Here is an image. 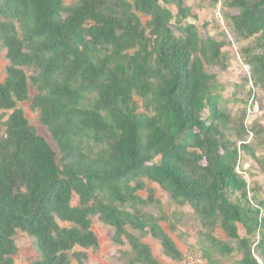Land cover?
Listing matches in <instances>:
<instances>
[{"label":"trees","instance_id":"obj_1","mask_svg":"<svg viewBox=\"0 0 264 264\" xmlns=\"http://www.w3.org/2000/svg\"><path fill=\"white\" fill-rule=\"evenodd\" d=\"M186 2L0 0L8 61L0 84L8 117L0 137V264H16L19 231L34 239L32 264H87L86 251L100 246L95 218L113 229L115 244L128 241V264H162L146 237L181 264L184 253L161 226L167 216L144 210L160 204L155 189L139 195L145 180L198 216L197 253L207 264L235 253L238 264H264V198L236 172L241 152L263 171L264 159L238 147L247 140L244 114L230 133L223 87L207 69L227 68L224 42L209 34L210 24L200 29ZM204 2L216 11L221 3L241 38L257 37L243 54L264 89V0ZM26 102L56 150L31 125ZM251 129L264 146V126Z\"/></svg>","mask_w":264,"mask_h":264},{"label":"rangeland","instance_id":"obj_2","mask_svg":"<svg viewBox=\"0 0 264 264\" xmlns=\"http://www.w3.org/2000/svg\"><path fill=\"white\" fill-rule=\"evenodd\" d=\"M131 1V0H130ZM205 0H187L186 5L191 6L194 12L198 14L199 20L196 22L201 29L202 24L208 23L211 26L208 28L209 34L214 36L220 42H224L223 55L224 64H227L226 69L221 67H211L207 68L208 72L211 74H216L218 83L223 87L221 93L222 102L221 108L227 115L231 117L230 128L231 134H235L238 127L241 126L240 118L244 114V123L247 125L253 133L251 127L256 124L264 126V89L255 84L252 78V72L247 60H245L243 50L247 47L254 46L257 37L253 39H243L229 27L226 18L223 15V10H220L222 19L216 14V9L208 6ZM67 5L72 3V0H65ZM235 11H232V14ZM225 19V21H224ZM145 20V19H144ZM187 22H192L189 19ZM179 34L178 31H176ZM203 32V31H201ZM8 66V61L6 59V53L0 48V84L4 82L6 78V68ZM35 95V90L31 89L32 98ZM254 96V98H252ZM253 101V105L259 108L258 113H254L253 119L248 121V113L250 107V100ZM22 108L25 110L26 116L29 119L31 125H33L40 136L44 137L56 150V146L52 141L51 135L46 127H44L39 121V114L31 109V103L26 102L22 104ZM208 114L204 115L206 119ZM7 113L0 110V137L4 134L5 126L4 123L7 121ZM252 121V124L250 123ZM254 121V122H253ZM246 127V128H247ZM254 135V140L248 146L257 155L258 158L264 159V146L258 144L257 139ZM249 134L247 133L246 139L248 140ZM236 140L235 136L232 138ZM245 139V140H246ZM261 141V138L259 139ZM239 140L237 141L239 147ZM240 158L242 163L247 168L250 174L251 185L260 188L257 191L258 199L264 198V171L255 162V160L249 156L245 155L244 152L240 153ZM147 184V190L142 191L139 195L142 198H146L148 189H155L156 197L160 200V204L152 205L144 208L145 211L153 213L155 215L164 214L167 216V220L161 223L162 228L168 235L175 241L180 250L183 251L184 255L189 251H195L201 253V238L199 232L201 233V226L198 216L194 213L191 207L180 206L175 203L169 194L157 187L152 182L145 180ZM253 203L254 193H252ZM78 199L75 198L73 205H77ZM62 226H67V224H62ZM134 234L140 236L138 231H133L129 229ZM93 231L98 236L100 246L96 250L86 251L88 255L87 264H128L131 247L128 241L125 240L124 245L115 244L113 237L114 231L112 228L105 226L103 223L99 222L96 218L93 220ZM222 232H216V235L223 237ZM16 243L19 247V253L16 257V264H32L37 258L38 254L34 246V239L30 238L25 233L19 231L16 236ZM203 239V240H202ZM223 239V238H222ZM259 240V236L256 238ZM142 241L150 245L153 255L164 264H180L178 261H173L172 259H167L164 256L163 250L160 243L151 238H142ZM242 256L235 253L231 257H225L221 261L223 264H238ZM77 264L76 262H74Z\"/></svg>","mask_w":264,"mask_h":264},{"label":"built area","instance_id":"obj_3","mask_svg":"<svg viewBox=\"0 0 264 264\" xmlns=\"http://www.w3.org/2000/svg\"><path fill=\"white\" fill-rule=\"evenodd\" d=\"M220 10H221V3L217 9L216 14L218 16H220V19L223 20L222 15L220 13ZM252 98H254V96ZM253 101H254V99H252V101L250 100L248 121L253 119L254 113L255 114L258 113V110H259V108H256V106L253 105ZM250 123L252 124V121ZM246 127H247V125H246ZM247 132L249 134L248 140H246L245 142H239V149H241L242 145H250L252 143V141L254 140V135H253L254 133H252V131L250 129H248V127H247ZM236 172H237V174L243 176L246 179V181L248 183V189H249L251 186L250 174H249L247 168L244 166V164L238 163V165L236 166ZM249 195H251V192L249 193ZM181 264H207V262L197 252L189 251L184 255V259L181 262Z\"/></svg>","mask_w":264,"mask_h":264},{"label":"crops","instance_id":"obj_4","mask_svg":"<svg viewBox=\"0 0 264 264\" xmlns=\"http://www.w3.org/2000/svg\"><path fill=\"white\" fill-rule=\"evenodd\" d=\"M180 249V248H179ZM182 251V250H181ZM183 252V251H182ZM161 262V261H160ZM162 264H164V263H162Z\"/></svg>","mask_w":264,"mask_h":264}]
</instances>
